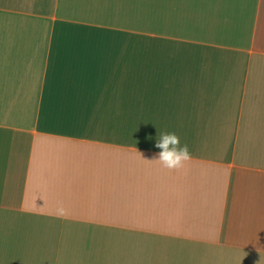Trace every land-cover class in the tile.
<instances>
[{
    "label": "crops",
    "instance_id": "obj_1",
    "mask_svg": "<svg viewBox=\"0 0 264 264\" xmlns=\"http://www.w3.org/2000/svg\"><path fill=\"white\" fill-rule=\"evenodd\" d=\"M0 264H264V0H0Z\"/></svg>",
    "mask_w": 264,
    "mask_h": 264
},
{
    "label": "clouds",
    "instance_id": "obj_2",
    "mask_svg": "<svg viewBox=\"0 0 264 264\" xmlns=\"http://www.w3.org/2000/svg\"><path fill=\"white\" fill-rule=\"evenodd\" d=\"M155 147L159 152L154 160L159 161L167 169H180L191 159L188 146L181 144L180 137L175 132L159 133Z\"/></svg>",
    "mask_w": 264,
    "mask_h": 264
}]
</instances>
